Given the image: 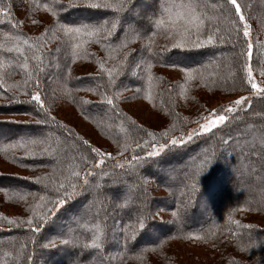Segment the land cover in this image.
Here are the masks:
<instances>
[{
    "label": "trees",
    "instance_id": "1",
    "mask_svg": "<svg viewBox=\"0 0 264 264\" xmlns=\"http://www.w3.org/2000/svg\"><path fill=\"white\" fill-rule=\"evenodd\" d=\"M36 1L47 5V8L51 11L55 10V16L59 18L60 23H67L74 19L75 21L80 19L91 20L95 17H101L97 10L83 8L61 9L57 6V0ZM212 1L214 0H159L157 5L154 6L151 15L145 20L143 25H150L152 20L163 16L166 21L165 26L161 29L153 27V31L158 32L156 37L163 35L165 31L173 28V24L169 20L168 15L162 13L160 9L165 6L166 3L175 4L176 7L172 8L173 18L176 17L177 13H183L185 19H180L177 23L185 24L189 12L187 8H182L180 5H188L191 3L196 5L195 14L199 15L204 21V26L200 30L201 40L205 39H203L205 34L208 36L211 33L213 34V37H216V34H219V31H216L215 27L220 25V34L224 37L227 35L226 38L231 39L222 41L224 38L223 36L213 38L216 42L212 45L218 44V41L222 42V44L224 43V45L234 44L238 38H241V30L239 27V24L241 23L238 19L239 17H237L239 16L238 12L234 10V5L231 6L226 4V6L223 4L221 1L224 0H217L219 3H217V1ZM239 1H241L240 3L242 4V10L245 12L247 23L251 26L252 39L254 40L253 43L255 44L256 42L257 44V38L264 33V0H253V6L250 5L248 0ZM59 2L65 5L68 4V1L66 0H59ZM136 3L144 4L145 6L149 5L146 0H131V3L127 4L126 9L121 16H124V18L125 16L134 18V14L136 15V13L132 12L131 15H129L128 9H132ZM8 4L9 2L7 3L6 0H0V62H3L5 65H3V69L12 74V76L10 74L9 76L14 78V74L15 76L18 75L22 79V83L12 84L9 79H2V84H0V95L11 93L6 89V85H9L14 92L21 95H27V101L18 100L15 102L17 106L12 108L13 111H18L17 113L23 112L25 117L29 116L27 113H32L39 118V120H43L44 122L38 124L36 122L28 121L12 122L8 120H0V134H3V136L5 135L4 137L7 135L13 136L8 140L0 141V154L5 155L10 161H13L18 166L24 168H46L48 171L46 170L43 177L51 176L53 178L52 183L54 184L60 182L67 184L68 181L71 180L72 183H78L77 186H82L84 190L81 191L80 188L79 190H76V194L65 206L67 210L64 208L57 209L56 216L59 217V219L51 218L55 220L56 226L49 227L45 224H41V231L39 233L31 232L28 224L23 222H19L20 224L18 223L15 225V229L12 227H0V264H34L36 260L44 264H80V260H83L85 264H112V259L115 258V255L110 252L113 251L117 242V237L114 236L117 232L113 234L114 230H112V228L117 227V229H122V227L127 226L126 234L128 236H131L133 231L137 229V214L135 211L130 212V209L139 208L137 205H140L141 201L144 202V200L145 205H147L149 197L145 188L144 190L142 188L145 184L144 179L152 180L154 185L158 184L161 187L160 188L156 185L164 191V194L158 197L157 201L160 200L163 205L169 208L168 210H170V212L176 214L175 216L179 213L178 217H180V219L182 218L188 227H194V225H192L193 222V224L197 223V221L204 223L197 231H193L191 228L187 229L178 227L184 235L208 237L215 233L226 232L233 236V240L240 243L239 245L244 248V250H247L248 253L250 250L254 252L253 254H256L264 249V229L260 228L258 223L253 224L254 220L251 222L253 219L252 216L261 217L259 214L264 216V186L258 184L252 185L251 183L244 182L245 174L246 178H254L256 175L255 167L264 162V153L259 152L260 159L257 160L259 156H253V152L247 150L248 157L244 159L242 153L237 150L242 146L245 148V146L233 140L232 152L233 154L235 153L233 155L235 159L233 160V158H231L232 153L228 152L226 155L231 156L229 157L231 159L225 162L226 156L221 144L222 139H224L223 137L227 135L226 132L228 133L229 131L231 134L237 135H244L252 132L254 135L259 136L256 138L258 141L262 139L261 142H264V129L262 126L264 120L261 122V120L258 119L264 112V108L261 106L255 107L253 105L252 110H254V114L240 115L239 113H233L235 118H231L208 134L194 137L191 141H187L183 145L172 146L170 144V139L168 140L162 136L157 138V136L154 135L155 139L153 140L152 136L145 133L146 131L144 128L133 122V120L128 121L125 118V115L120 110V101L113 102V105H108L107 103L102 102L101 95L107 92L108 89H111L109 86L110 84L106 82L109 80L108 76L105 80L98 75L84 76L80 78H71L69 76L68 72L74 67V63L90 56L88 53V47L90 45L101 46L104 51L112 53L119 51L116 44H112L108 47L103 43H97L96 37L72 39L68 36L69 44L67 49L64 48L63 50H57L54 53L45 56L40 50H38L35 41L27 37L25 34L18 35L17 31H12L11 34L13 36L10 35V33L4 36V29L7 26H15L13 25L15 23L13 20L14 14L11 13ZM223 5H225L224 8ZM153 13H155V15H153ZM223 13H225V15ZM80 21H77L78 24H72V26H79L81 23ZM193 32H195L194 28ZM117 34H120L119 29ZM85 40H87L86 43L84 42ZM134 40L136 39L134 38ZM7 41L9 42L7 43ZM76 43H80L81 47L73 48V45ZM254 44L252 45V48H255ZM198 46L202 45L199 44ZM9 48H12L13 51L9 52ZM200 48L204 49L208 47L204 45V47ZM192 49L185 50V48H181L164 53L155 50L154 52L158 53L155 55V58L157 59L156 62L163 66H172V64L169 63L172 58L169 57L180 58L183 56V51H191ZM195 49L199 48L196 47ZM58 52L62 54V56H57L56 53ZM193 52L194 54H200L201 52L206 55L208 53L201 50ZM63 55L66 56V58H64ZM37 56L40 58L39 60L36 59ZM251 61L253 65H255L256 59H251ZM25 63L27 64V67L23 66ZM239 65L240 61L237 57V53H235L229 64L230 69H234L232 75H230V80L231 83H235L238 86L240 83H243L244 74L247 76L246 72L241 74L238 68ZM210 66L212 65L192 69L191 73L193 77H195V80H201L206 83L208 82L209 84H214V86L218 87L221 85L218 79L225 76V69L220 62H218V67L215 72ZM72 71L73 70H71V73ZM70 75L72 76V74ZM54 76L57 78L54 79ZM127 76L125 77L126 80L129 78ZM37 79L39 81L38 84L35 83ZM50 79H54V82H49ZM114 81L115 84H111V86L112 88H115L114 91L116 96L119 87H124V83H120V81V84L116 85V80L114 79ZM140 82L139 86L140 89H143L145 93L144 96L150 97L153 93V79L149 82L147 78L145 81L143 79ZM32 84H35L36 88L41 89L44 106L46 99V113L52 110V104L56 101L51 99L55 96L53 92H58L57 88L63 90V88L66 87L70 92H75V87L84 88L88 86L86 88L88 90L85 89V92L90 93L86 96L87 99L75 96L73 100L76 104L75 106L82 110V113L85 114L84 116L92 122L103 138H106L113 142V144H116V146L119 145L121 147V157L114 156L116 158H112L110 156L109 158H104V163L99 166L97 164L98 155L90 150L93 146L88 141V143H85L86 140L82 141L80 137H73V135L57 128L53 124L50 125V122H52L51 119H47L45 115L42 116L37 114L41 111L44 112V110H41L38 104L31 100L32 93L29 86ZM159 88H161V86ZM212 90H214V88ZM11 95L13 94L11 93ZM48 103H50V106ZM2 107L3 105L0 104V108ZM96 110H105L107 115H92L91 113ZM48 128H56L59 132H55V134L50 136L49 133H47ZM38 130L41 131V134L39 135L36 134ZM3 136L1 139H4ZM31 140L42 141V143L31 144L29 143ZM145 141H147V144H145ZM137 143H139L141 147H137ZM164 143H169V147L161 152L160 156H147L149 151H153V145L158 148L159 145ZM20 145L24 146L21 147ZM41 146H44L48 150L47 153L41 150L40 152H35L36 155L34 156L29 154H18L19 150H25L28 147L32 150L34 149L33 151H29L30 153L34 152ZM202 146H205V148ZM200 148H203V151H200ZM73 150L75 151V154L69 162L66 160L67 154ZM197 151L199 153L195 156ZM256 151L258 152L259 150ZM57 152H59L60 155L57 154ZM133 155L139 156L142 159L139 161L132 160ZM57 157H60V159H55ZM205 157H207V163L203 166L200 174L195 178V181H193L191 179L192 173L196 171L197 166L201 164ZM185 160H189L191 165H187V168L180 167ZM249 161L251 163L250 168L245 170L244 175H241L242 177H240L241 179L239 181H235L236 186L241 182L246 183V190H244L242 194L238 191L231 190V192L225 197L224 202L221 203L218 211L216 208H211V206H214L213 203L217 197L219 198L218 194H222V192L229 187L228 183L231 180V169H228V167L234 168V166H239L242 169V165ZM254 162L256 164H253ZM117 163L124 164L125 167L123 169L114 167ZM85 168L87 170L81 174V171ZM178 170L183 171V176L180 178L174 176V173H177ZM221 170L224 174L218 178L217 175ZM75 172L80 173L79 178L74 176ZM113 175L123 176L120 179L124 183H119L120 181H117V179L113 180V178H116L112 177ZM125 176L126 178H124ZM85 178L90 182L86 186L88 187L89 185L95 191L89 193L86 191L88 188L85 189L83 187V185L85 186L83 183ZM97 180L102 182L103 188L96 187ZM114 181L117 183L114 184ZM130 184L136 186L137 194L136 197L134 196V202L136 201L137 205L131 203L132 200L131 202L130 200H127L118 202V204H125L126 207H119L117 204L112 209L109 208L106 199L113 198V196L115 197L114 194H120L124 191L128 192L130 190ZM51 186L52 185L50 184V187ZM0 192H2L8 199L15 200V202L24 201L26 199L28 200L32 197L31 193L46 195V200L37 204L35 213L43 211V209L39 207L41 204H45L46 207L49 208L52 207L51 204L47 203V199L56 198L53 192L46 193L43 191L42 185L39 186L36 184L32 176L0 175ZM21 196H24L25 199L21 200ZM93 199L97 202V204H92L93 209L95 211L97 209L100 210L99 217L94 216V212H88V214L83 212L85 205L90 204V201ZM113 209L114 211L112 212ZM110 211L112 214H110ZM208 212H210V214ZM240 213L242 214L241 216ZM116 217H118L120 221L118 225H116ZM78 218H80V220L77 223ZM28 219L25 218L22 220L27 221ZM32 219L35 221V214ZM97 222H100L105 229L102 249L85 250L83 255L78 259L77 254L81 251L80 247L72 244L67 246L60 244L61 239L73 238L84 241L89 240L91 233L88 229H91ZM72 223L75 225V229H71L73 227L71 226ZM145 223L149 233L148 236L152 239H157L160 235L162 236L161 240H169L175 236L178 238L179 236H183V233L178 234L176 228L173 229L169 224H166L165 219L160 221L153 220L152 223L146 219ZM68 228L71 229V232ZM56 229H59V231L53 233ZM64 229L67 232L62 233L61 231ZM123 234L125 235V233ZM11 235H13L14 238L9 241L10 243L3 240L5 237L6 240H8L7 238ZM43 237H46L47 239L43 240ZM122 238L123 235L120 240ZM146 238L147 236H139L138 240H130V245H128V242L125 244L123 239V256L129 260H137L142 253L140 254V250H135V247L143 243ZM49 239H55V248H44L42 246L48 243ZM148 240L150 241L151 239ZM157 240H160V238ZM216 243L217 242L213 240L211 245H216ZM146 251V249L142 250V252ZM91 252H94L95 256L90 260L89 254ZM29 256L31 257L30 259ZM34 256H37L38 258H35Z\"/></svg>",
    "mask_w": 264,
    "mask_h": 264
},
{
    "label": "rangeland",
    "instance_id": "2",
    "mask_svg": "<svg viewBox=\"0 0 264 264\" xmlns=\"http://www.w3.org/2000/svg\"><path fill=\"white\" fill-rule=\"evenodd\" d=\"M8 7L14 15L15 26H7L4 31L5 35L11 34V32H18L19 34H25L27 37L35 41L36 45L38 46V50L42 52L43 55H48L54 53L55 51L63 50L64 48L67 49L69 44L68 36H65L63 31L59 30V18L53 15V11L49 8L45 7L44 4L38 3L36 0H6ZM68 1V0H66ZM145 1V0H144ZM148 1L149 5L145 6L144 4L136 3L132 8H135L136 15L134 14V18H129L127 16H122V22L126 20L127 23L134 25L137 28L142 30L143 24L145 20L149 18L151 15L154 6L157 5L159 0H146ZM217 1V0H214ZM212 1V2H214ZM221 1V0H220ZM223 4H228L227 0L221 1ZM241 1L237 0V3L240 5V12H238L237 17L240 20L239 27L241 30L240 37L238 40L235 41L234 44L224 45L222 42L218 41V44H214L216 41L212 43H204L207 39V35L205 34L203 39L199 44L202 46H193L189 45L185 47V50L191 51H183V56L180 58H172L171 61H176L177 63L175 66H163L156 62L155 56H153L152 52H144L143 55L146 58H150L151 67L147 68L145 66L144 71L136 70L134 64H132V58L136 57L138 53H140L141 49L145 44H147L146 39H136L134 42L130 44V48L135 50L129 56V60L125 61L123 68L119 64V61L123 58L121 51L109 53L104 51L101 46L98 45H90L88 47V53L90 56L83 60H78L74 63V67L68 72L71 78H80L84 76H101L104 80L107 78V74L103 73L100 68V64L104 63V66L108 69L117 68V72L114 73L113 79L116 80V85L120 83H124V87H119L118 92L115 96V88H112L111 84L109 85L110 88L107 92L101 95L102 102L106 103V98H111L113 102L120 101V110L125 115V118L130 121L140 125L142 128L145 129V133H153L160 138V136L167 138L168 140L171 138H179L183 139L184 143L187 141H191L188 139V136L191 135L192 139L198 135L208 134L203 133L200 130V125L207 122L205 117L211 119L212 114L215 113L216 115H225L227 119L226 121L230 120L231 118H235L233 113H239L240 115H249L254 114V110H252V106H261L264 108V93L257 92L255 89L251 88V85L248 83L249 76H248V67L251 66L252 69V80L255 82L260 88H264V33L259 35L257 38V44L253 43L252 39V32L251 26L247 23V18L245 16V12L242 10ZM250 5L253 6V0H248ZM217 3H219L217 1ZM255 4V3H254ZM223 5V8L225 7ZM227 6V5H226ZM232 6V5H231ZM251 6V7H252ZM235 7V6H234ZM235 10V8H234ZM105 11V10H104ZM229 13V12H228ZM225 15V13H223ZM258 14V12H257ZM243 15L244 19L241 20L240 16ZM259 15V14H258ZM127 17V18H126ZM103 17L99 18H92L91 20L87 19H80V20H70V22H74L76 24L77 21L84 22V23H95L97 20L102 19ZM175 18V17H174ZM78 24V23H77ZM182 24V23H181ZM252 25V22H251ZM245 26H247V30L249 32L248 36H244ZM8 28V29H7ZM215 30L219 31V34H216V37H222L223 35L220 34L221 28L220 25L215 27ZM151 33H149L150 35ZM212 35L213 34H209ZM13 36V35H12ZM224 37V36H223ZM227 35L222 39V41L229 40L231 38H226ZM195 39V37H193ZM156 47L153 48V52L158 50L163 52L161 49L167 43V41L163 38V35H159L155 37ZM9 41H7L8 43ZM230 43V42H226ZM248 43L254 44L255 48L251 49L252 55L251 58L248 57ZM198 44V45H199ZM204 45L208 48H200L204 47ZM199 49H195V48ZM169 51L174 50L171 48V45L168 44ZM214 49V50H210ZM201 50L208 52L207 55L200 52V54H194L193 51ZM235 50V51H233ZM168 51V52H169ZM204 52V53H205ZM247 52V53H245ZM164 53V52H163ZM237 53V57L239 58L240 65L239 71L241 74L244 72L247 73V76H243L244 80L243 83H240L239 86L235 83H231L230 75H232L234 69H230V61L234 54ZM245 53V54H244ZM57 56H62L59 52L56 53ZM64 58L66 56L63 55ZM62 57V58H63ZM256 59L255 65H253L251 59ZM218 62H220L224 69H225V76L223 78L218 79L220 86H214V84H209L208 82H204L201 80H189L188 73L191 72L192 69H197L200 67H205L207 65H212L210 68L213 69L215 72L217 70ZM170 63V62H169ZM4 63L0 62V81L2 79H9L12 84L22 83V79L15 74H12L4 70ZM262 69H261V68ZM209 68V67H208ZM189 69V70H187ZM220 70V67H219ZM149 73L153 79V93L150 97H145V93L143 89H140L139 84L144 79H147ZM9 74L11 76H9ZM72 74V76L70 75ZM128 76H127V75ZM192 74V73H191ZM9 76V77H8ZM79 76V77H78ZM127 80L125 79V77ZM193 76V75H192ZM7 77V78H6ZM57 77L54 76V79ZM195 78V77H194ZM54 79H50L49 82H54ZM62 79V78H61ZM246 79V80H245ZM126 80V81H125ZM109 81V80H108ZM108 81H106L108 83ZM121 81V82H120ZM120 82V83H119ZM145 83V82H144ZM61 84V83H60ZM109 84V83H108ZM139 86V87H138ZM161 86V88H159ZM88 86L82 87H75L76 91L70 92L68 88H57L58 92H53L55 94L54 98L51 100H56L54 104H52V110L50 112H38L39 115H45L47 119H51L50 125H54L57 128L64 130L65 132L73 135V137H80L81 140L88 141L93 148L100 149L101 153H110L112 158L121 157L120 155V146H116L113 142L103 138L98 131V129L92 124L90 120H88L82 113L78 107H76L74 103V97L78 98H86L90 93L85 92V89ZM214 88V90H212ZM6 89L9 90L11 93L9 94H1L0 95V104L3 105L0 108V120H8L12 122H36L39 120L36 116L32 113H27L29 116L25 117L23 112L17 113L13 111V107H16V103L18 100L27 101V95H21L17 92H14L13 89L6 85ZM29 89L32 94L35 92H39L42 99L41 89L36 88L35 84L29 86ZM88 90V89H86ZM139 90V91H138ZM241 97H245L246 102L239 106H234V102ZM87 99V98H86ZM15 103V104H14ZM50 103H48L49 105ZM45 106H46V99H45ZM50 106V105H49ZM228 107H233L234 110L232 112L226 111ZM13 111V112H12ZM124 111V112H123ZM49 113V114H48ZM51 114V115H50ZM94 116L97 115H107L105 110L100 111L96 110L95 112L91 113ZM54 117V119H53ZM263 122L264 120V112L258 118ZM231 122V121H230ZM223 125L218 124L217 127ZM228 126V125H227ZM264 129V124H262ZM216 127V128H217ZM53 128V127H52ZM215 129V128H213ZM212 129V130H213ZM41 130V129H40ZM49 130V131H48ZM195 130V131H193ZM165 131V132H164ZM55 132H59L58 129H47V133L50 136L55 134ZM167 133V135H164ZM36 134H41V131H37ZM226 136L222 139V146L223 151L225 153V162L229 159L235 157L233 156V147L232 141L239 142L241 145L243 144L245 148L242 146L237 151L242 153L244 159L248 157L247 150L253 152V156H259L260 153H264V142L258 141L256 138L259 137L254 135L252 132H249L244 135H237L231 134L229 131L226 132ZM1 135V134H0ZM3 134L0 136V141L8 140L12 135H7L4 139H1ZM159 136V137H158ZM166 136V137H165ZM229 136V137H227ZM255 138V139H254ZM229 139V140H227ZM254 139V140H253ZM255 141V142H254ZM59 142V141H58ZM205 148V146H202ZM49 148V147H48ZM45 149L44 146L37 148L34 152H40L41 150ZM34 150V149H33ZM31 148H27L25 150H19V155H28L29 151H33ZM256 150H259L258 152ZM200 151H203V148H200ZM228 152L232 153L231 156H227ZM92 153V152H91ZM198 151L195 153V156L198 155ZM59 154V152H57ZM75 154V151H70L67 154L66 160L69 162L72 160V156ZM93 154V153H92ZM60 155V154H59ZM69 155V156H68ZM110 156H97V164L101 166L100 160H105ZM231 157V158H229ZM105 158V159H104ZM55 159H60L57 157ZM260 159V156L257 160ZM68 162V163H69ZM253 164H256L255 162ZM190 166L191 162L189 160H185L180 167L187 168L186 166ZM234 165V164H233ZM242 165V164H241ZM250 161L246 164H243V168L241 169L239 166L231 169L230 175V182L228 183V188L222 192V194H218L219 198L214 201L211 208H216L218 211L221 203L224 202L225 197L227 194L231 192V190L238 191L242 194L244 190H246V183H251L252 185L258 184L264 186V162L258 164L255 167L256 175L251 178H246L245 174V181L246 183H239L236 186L235 181H239L244 175L245 170L250 168ZM225 166V165H224ZM50 169V168H48ZM46 168H35L32 167L24 168L18 166L13 161H10L8 157L5 155L0 154V175H8V176H25V177H33L35 180L36 177L43 175L46 173ZM87 169L81 171V174L85 172ZM227 170V169H226ZM48 171V170H47ZM229 171V170H227ZM221 170L218 173V178L221 177L224 173ZM183 171L178 170L177 173H174L175 177L180 178ZM229 176V175H228ZM116 177L113 180L117 179V181H122L120 178L123 177L121 175L112 176ZM128 177V176H127ZM198 177V175L196 176ZM111 178V177H110ZM126 178V176L124 177ZM111 180V179H110ZM112 180V181H113ZM145 184L144 188L146 193L148 194V202L145 205V200L140 205L134 202V196L136 197L137 189L136 186L130 184V190L128 192H121L120 194H126L123 200L117 201L115 197L107 198L106 202L108 203L109 208H113L121 201L132 200L131 203L137 205V207L142 208L143 211L147 214V220L149 222H153V220H164L166 224H169L171 228H176L178 234L183 233L178 229V227L182 228H191L193 231H197L199 228L203 226V222L197 221V223L193 224L194 227H188L182 218L178 217L176 214H173L168 210L169 208L163 205L160 200L157 201L158 197L164 194V191L158 188L156 185L153 184L152 180L144 179ZM78 184V183H76ZM97 184L103 188V184L100 180H97ZM134 184V183H133ZM142 184V183H140ZM161 184V183H159ZM40 186V184H38ZM162 185V184H161ZM143 186V185H142ZM86 191L89 193L91 191H95L89 185L88 187L83 185ZM83 191L84 189L82 186H77V189ZM42 195V194H38ZM46 196V195H45ZM171 197V196H170ZM261 197V196H260ZM258 197V198H260ZM126 199V200H125ZM183 201V200H182ZM41 202L38 198H34L33 196L30 197L28 200L15 202V200L8 199L2 192H0V227L1 228H9L12 227L15 229V225L7 223L4 219L5 217L9 219L17 220L18 222H24L22 219L33 218L34 213L36 212L37 204ZM97 204L96 200L93 199L90 201V204L85 205L84 213L88 214V212H95L93 209V205ZM93 204V205H92ZM31 209V210H30ZM92 211H89V210ZM167 210V211H165ZM215 210V211H216ZM114 209L112 210V212ZM264 212V211H263ZM210 214V212H208ZM216 213V212H215ZM218 213V212H217ZM110 214L111 211H110ZM137 214V213H136ZM238 214V213H237ZM236 214V216H237ZM116 215V214H115ZM242 214L240 213V216ZM259 216H252L251 222L253 224H259L260 228L264 229V219L263 215L259 214ZM24 216V217H23ZM115 218V216H114ZM80 218L77 219V223ZM186 222V221H185ZM120 223L118 217H116V225ZM20 224V223H19ZM76 224V223H75ZM71 229H75V225ZM71 229L68 230L71 232ZM114 236L117 237L116 245L113 248V251L110 252L115 255V258L112 259V264H264V249L260 252L253 254V251L244 250L238 243L236 242L233 236L229 235L226 232H219L212 234L208 237H201V236H191V235H184L178 237H173L169 240H161V235L157 239H152L150 236H147L146 240L135 247V250H140L139 258L137 260H129L125 256H123L122 251L124 249L123 238L120 240L121 236L124 234L121 233V229H117V227L112 228ZM175 230V231H176ZM55 231V232H54ZM53 233L59 231V229L54 230ZM190 231V230H189ZM65 233V229L61 231ZM13 235H11L8 240L6 237L3 239L6 242H9ZM46 237H43V240H46ZM148 239H151L150 241ZM154 240V241H153ZM215 240L216 245H211V243ZM130 240H128V245ZM10 243V242H9ZM12 243V241H11ZM242 243V241H241ZM132 248V247H130ZM146 249V252H142V250ZM117 254V255H116ZM248 254V255H247ZM38 258L37 256H34ZM34 264H44L38 260L34 262Z\"/></svg>",
    "mask_w": 264,
    "mask_h": 264
},
{
    "label": "snow or ice",
    "instance_id": "3",
    "mask_svg": "<svg viewBox=\"0 0 264 264\" xmlns=\"http://www.w3.org/2000/svg\"><path fill=\"white\" fill-rule=\"evenodd\" d=\"M131 0H68V4L65 5L63 3H60L59 0H57V6L61 9H72V8H83V9H90V10H97L99 15L103 17L102 19L97 20L95 23H84L81 22L79 26H72L74 22H67V23H61L59 25V30L63 31L65 36H69L72 39L77 38H92L96 37L97 43H103L105 46L110 47L112 44H116L119 48V50L122 53V59L119 61V64L121 66V69L123 68V65L125 61L129 60V56L131 53L135 50L130 48V44L134 42L135 39H146L147 44L143 46L140 53L136 57L132 58V64H134V67L136 70L144 71L145 66L147 68L151 67L150 58H146L143 53L144 52H152L153 56L157 55V52H153V48L156 47V41L155 37L158 35V32L153 31V27L156 29H161L163 26H165L166 21L163 18V16L152 20L150 22V25L143 26L142 30L140 28L135 27L132 24H129L126 22H122V16L121 14L125 11L127 4H130ZM227 3L235 6V11L240 12V5L237 3V0H227ZM47 7V5H45ZM176 7L175 4H167L163 6L160 10L162 13H166L168 15L169 20L173 24V28H170L168 31H165L163 33V38L167 41V43L163 46L161 49L163 52H168V44L171 45L172 49H181L185 48L189 45L198 46L200 43V30L204 26V21L200 18L199 15L195 14V7L196 5L188 4V5H180L182 8H187L189 15L186 17L187 22L185 24H178L177 21L180 19H185V16L183 13H177L176 17L173 18L172 15V8ZM105 10V11H101ZM129 15H131L132 12H135L136 9H128ZM53 15H56L55 10H53ZM155 15V13H153ZM240 19L243 20V15L240 16ZM193 28L195 29V32H193ZM118 29L120 30V34L118 35ZM149 33H151L149 35ZM244 36H248L249 32L247 30V26H245L244 30ZM195 37V39H193ZM85 43L87 40L84 41ZM213 42V36L208 35L207 39L204 41V43H212ZM81 44L76 43L73 45V48H80ZM252 44L248 43V57L251 58L252 52ZM9 52L13 51L12 48L8 49ZM37 60L40 58L37 56ZM170 63L175 66L177 63L176 61H171ZM24 67H27V64L25 63L23 65ZM101 71L103 73H106L109 77V84H115V81L113 79L114 73L117 72V68L108 69L104 66V63L100 64ZM264 74V73H262ZM248 76L249 80L248 83L251 85L252 89H255L257 92L264 93V88H260L255 82L252 80V69L251 66L248 67ZM149 82L151 81L152 77L149 73L148 75ZM188 79L192 80L194 77L192 76L191 72L188 73ZM35 83H39L38 79L35 81ZM0 84H2V81H0ZM139 91V90H138ZM245 97H241L240 99H237L234 102V106H239L241 104H244L246 102ZM31 100L35 101L39 108L41 110L47 111L44 106V102L41 99V95L39 92H35L31 96ZM106 103L108 105H113V100L111 98H106ZM234 110L233 107H228L226 111L232 112ZM54 119V117H53ZM204 119L207 120L206 123L200 125V130L203 133L211 132L213 128H216L218 124H222L225 122L227 117L225 115H216L215 113L212 114V118L209 119L205 117ZM43 120H37L36 123H43ZM195 131V130H193ZM149 136H152L153 140L155 139V136L153 133H148ZM164 135H167L165 133ZM188 139L191 140L192 136L189 135ZM31 144L36 143H42V141L37 140H31L29 141ZM85 143H88L85 141ZM145 144H147V141H145ZM170 144L172 146H178L183 145L184 140L179 138H171ZM23 147L24 145H20ZM137 147H141L139 143H137ZM153 151H149L147 153L148 157H158L161 155V152H163L165 149L169 147V143H164L159 145L157 148L155 145L152 146ZM92 152L96 153L98 156H111L110 153H101L100 149L98 148H91ZM45 153H47V149H43ZM29 155H36L35 152L28 153ZM87 159V158H85ZM142 158L136 155L132 156V160H141ZM104 160H100V164H103ZM130 163V162H129ZM207 163V157L204 158V160L201 162L200 165L197 166L196 171L192 173L191 179L195 181V178L197 175L200 174V171L202 170L203 166ZM114 167L124 168L125 165L121 163H117L114 165ZM131 174V173H130ZM74 176L77 178L80 177L79 172H75ZM53 178L51 176L46 177H36L35 183L42 185V190L47 192H53L56 196V198H48L47 203L51 204L52 207H46L45 204L39 205L43 209V211L35 214V221L33 219H28L27 221H24L23 223L28 224L29 230L33 233H39L41 231V224H45L49 227L56 226L55 220L51 218L59 219V217L56 216V212L58 208H64L66 209V205L68 204L69 200L72 199V197L76 194L77 190V184L72 183L71 180L68 181L67 184L60 182V183H52ZM47 181V182H45ZM83 183L85 185L89 184L90 182L85 178L83 180ZM114 184L117 182L114 181ZM119 183L123 184V181H120ZM50 184L52 185L50 187ZM97 188L100 186L97 184ZM194 187V184H193ZM31 195L34 198H38L39 201H45L46 196L45 195H38L37 193H31ZM115 199L117 201L123 200L125 198L126 194H114ZM21 200H24L25 197L21 196ZM143 203V201H141ZM119 207H126L125 204H118ZM31 210V209H30ZM91 211V209L89 210ZM135 211L137 213L136 220H137V229L133 231L131 236H128L127 233V226L122 227L121 231L122 233H125L123 239L125 241V244H127L128 240H138L139 236H148L149 233L147 231V225L145 223V220L148 218L147 214L143 211L142 208H131L130 212ZM94 216L99 217L100 216V210L97 209L94 213ZM7 223L12 225H17L19 222L14 219H9L7 217L4 218ZM88 231L91 233V237L89 240L84 241L81 239H61L60 244L67 246L69 244H72L74 246L80 247L81 251L77 254V258L79 259L80 256L83 255L85 250H99L103 247V240L105 237V229L102 226L100 222H97L94 224V226L91 229H88ZM44 248L56 247L55 239H49L48 243L42 245ZM95 256L94 252H91L89 254V259L91 260ZM31 257L29 256V259ZM80 264H85L83 260H80Z\"/></svg>",
    "mask_w": 264,
    "mask_h": 264
}]
</instances>
